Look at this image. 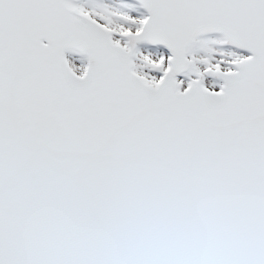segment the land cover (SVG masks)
Returning <instances> with one entry per match:
<instances>
[{
    "label": "snow or ice",
    "instance_id": "snow-or-ice-1",
    "mask_svg": "<svg viewBox=\"0 0 264 264\" xmlns=\"http://www.w3.org/2000/svg\"><path fill=\"white\" fill-rule=\"evenodd\" d=\"M0 264H264V0H0Z\"/></svg>",
    "mask_w": 264,
    "mask_h": 264
}]
</instances>
